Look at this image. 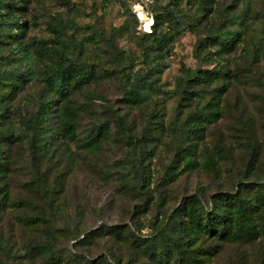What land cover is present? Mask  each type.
<instances>
[{"label":"rangeland","instance_id":"1","mask_svg":"<svg viewBox=\"0 0 264 264\" xmlns=\"http://www.w3.org/2000/svg\"><path fill=\"white\" fill-rule=\"evenodd\" d=\"M131 2L0 0V264H162L145 245L165 228L157 244L174 249L168 218L186 198L210 207L215 193L264 182V0H214L208 11L201 0H153L152 24L165 11L156 37ZM236 30L231 50L206 47V37ZM52 43L90 79L69 98L74 138L47 133L34 158L26 121L45 101L62 106L37 52ZM204 69L222 76L185 99ZM200 109L202 121L192 117ZM54 233L55 262L53 251L32 249ZM197 244L204 260L182 251V264H264V202L226 236Z\"/></svg>","mask_w":264,"mask_h":264},{"label":"trees","instance_id":"2","mask_svg":"<svg viewBox=\"0 0 264 264\" xmlns=\"http://www.w3.org/2000/svg\"><path fill=\"white\" fill-rule=\"evenodd\" d=\"M213 1L214 0H201L202 8L208 11V5ZM128 11L130 14L135 15L129 8ZM164 12L165 11L154 14L152 30L146 33L147 36L156 37L158 35L159 31L157 27L161 24L162 14ZM1 15L2 10L0 9V16ZM1 25L2 24H0V26ZM230 33L231 35L227 32L206 37V47L217 46L220 52L231 50L239 32L236 30ZM56 40V43H58L59 38ZM56 43L41 45L38 47L37 52L44 66V82L47 85L48 91L59 95L62 99V106L57 110L52 107L49 102L45 101L40 105L33 117L26 121V124L34 133V138L31 142V152L34 158H37V156L43 153L45 145H47L49 141V138L46 136L47 133L68 137L70 139L74 138L76 134L77 110L69 98L72 93L80 91L83 85L90 79V71L85 70L83 66H80L73 59L69 58L63 49L56 45ZM23 50L22 46L19 45V51ZM220 76H222L221 72H216L214 70L204 69L199 71L195 78L188 80L187 86L182 89L184 98L187 100L193 99V96L196 95L197 86L201 83L210 84L215 78ZM183 83L184 79L180 80V85ZM134 93L136 97L139 96L137 90ZM50 112L56 114L58 120L62 122V127L58 128L57 131L52 128ZM192 117H195L199 121L204 120L206 117L204 109L195 111ZM116 125L119 130H128L122 119H118ZM99 131H101V129H99ZM6 135L7 132L0 129V161H3L2 146ZM4 164V162H1L0 176L5 175L6 165ZM212 202V206L206 207L195 197L186 198L182 206L178 207L168 218L169 225L173 227L177 236V240L173 242L174 249L169 251L163 244L162 246L157 244V238L163 239L165 236V228H160L157 231L158 237L153 240H148L145 245V251L149 253L152 258L161 260L160 262L162 264H182V260L184 259L182 251L189 253L192 260L201 262L202 259L204 260L206 252L202 251L203 258L199 255V257L195 258L197 255L194 252L199 249L197 241L212 240L214 238L226 236L230 233L232 220L242 221L249 217L258 203L264 202V182L259 184L239 183V187L234 191L218 192L212 195ZM35 221H41L45 226L51 224V220L46 218L35 219ZM54 234L55 237L52 238L47 236L44 237L43 242L37 241L33 244L32 249L42 254L53 251V247L57 240L56 233ZM84 237L85 234H81L72 239L73 242L76 243ZM172 253L177 256H174L175 259L171 261ZM211 253L212 252H210V254ZM50 257L54 262L59 259L55 256L54 251Z\"/></svg>","mask_w":264,"mask_h":264},{"label":"built area","instance_id":"3","mask_svg":"<svg viewBox=\"0 0 264 264\" xmlns=\"http://www.w3.org/2000/svg\"><path fill=\"white\" fill-rule=\"evenodd\" d=\"M153 3V0H132L129 6L130 11L139 17L143 14L147 17L149 13V6Z\"/></svg>","mask_w":264,"mask_h":264},{"label":"bare ground","instance_id":"4","mask_svg":"<svg viewBox=\"0 0 264 264\" xmlns=\"http://www.w3.org/2000/svg\"><path fill=\"white\" fill-rule=\"evenodd\" d=\"M140 20L144 23V29L146 31H150L151 30V24H152L151 19H148L145 15L140 14Z\"/></svg>","mask_w":264,"mask_h":264}]
</instances>
